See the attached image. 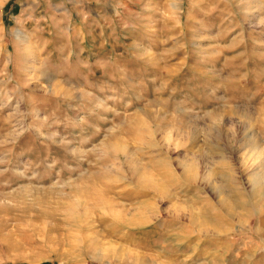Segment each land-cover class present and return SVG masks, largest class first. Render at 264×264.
Returning a JSON list of instances; mask_svg holds the SVG:
<instances>
[{
    "label": "rangeland",
    "instance_id": "374dc122",
    "mask_svg": "<svg viewBox=\"0 0 264 264\" xmlns=\"http://www.w3.org/2000/svg\"><path fill=\"white\" fill-rule=\"evenodd\" d=\"M0 264H264V0H0Z\"/></svg>",
    "mask_w": 264,
    "mask_h": 264
}]
</instances>
